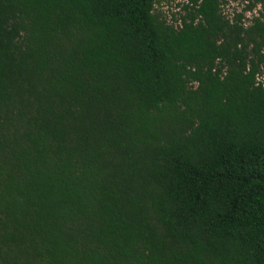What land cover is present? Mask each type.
Wrapping results in <instances>:
<instances>
[{
    "label": "trees",
    "instance_id": "16d2710c",
    "mask_svg": "<svg viewBox=\"0 0 264 264\" xmlns=\"http://www.w3.org/2000/svg\"><path fill=\"white\" fill-rule=\"evenodd\" d=\"M239 1L249 25L0 0V264H264V0Z\"/></svg>",
    "mask_w": 264,
    "mask_h": 264
},
{
    "label": "rangeland",
    "instance_id": "374dc122",
    "mask_svg": "<svg viewBox=\"0 0 264 264\" xmlns=\"http://www.w3.org/2000/svg\"><path fill=\"white\" fill-rule=\"evenodd\" d=\"M187 3V0H158L155 5V12L161 14L169 24L177 26L179 24L180 16L184 14L182 6ZM247 2L236 0H225L222 5V14L229 20H232L236 14L242 13L244 15L243 23L249 25L253 19L259 15L262 10L261 5H257L252 11H244ZM176 21V22H175ZM264 82V68L261 70L259 80Z\"/></svg>",
    "mask_w": 264,
    "mask_h": 264
},
{
    "label": "built area",
    "instance_id": "2783aa9c",
    "mask_svg": "<svg viewBox=\"0 0 264 264\" xmlns=\"http://www.w3.org/2000/svg\"><path fill=\"white\" fill-rule=\"evenodd\" d=\"M259 76H260V74H257L256 80H257L258 83H262L263 86H264V82H260V81H258V80H259Z\"/></svg>",
    "mask_w": 264,
    "mask_h": 264
}]
</instances>
